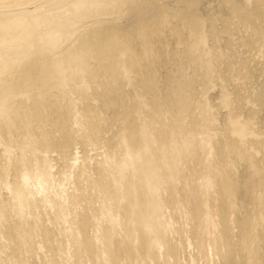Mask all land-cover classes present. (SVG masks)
Returning <instances> with one entry per match:
<instances>
[{"label": "rangeland", "instance_id": "obj_1", "mask_svg": "<svg viewBox=\"0 0 264 264\" xmlns=\"http://www.w3.org/2000/svg\"><path fill=\"white\" fill-rule=\"evenodd\" d=\"M80 1L0 0V86L10 88V114L19 115L12 127L4 128L10 115L0 113V173L6 171L8 183L18 176L22 169L14 159L31 135L37 143L27 166L44 157L52 174L45 197L30 195L22 226L31 236L25 243L14 230L22 220L0 182V264H100L76 252L71 234L83 225L81 238L93 240L91 247L98 250L93 238L108 223L101 212L106 192L113 190L102 192L95 186L102 180L98 168L107 154L118 158L116 141L134 122L139 105L154 126L160 122L152 110L160 107L162 118L180 117L186 130L201 129L200 139L209 135L212 165L234 184L231 204L218 188L207 199L217 225L212 236L220 238L211 260L196 240L200 215L179 224L180 233L170 240L173 260L264 264V0H97L104 9L89 18L85 7H75ZM88 21L94 23L86 25ZM50 37L59 39L55 46L48 43ZM124 43L133 54L126 75V57L120 52ZM82 52L90 53L88 67L68 68L71 58ZM56 61L63 66V89L55 84ZM206 61L211 65L208 74ZM180 92L188 95L184 109L177 101ZM201 105L212 119L208 130L198 124ZM34 107L40 119H32L27 131ZM89 117L98 132L85 125ZM230 118L246 128L240 143L230 132ZM170 136L166 133L165 139ZM5 144L11 147L10 158ZM195 155L176 186L184 200L197 191L191 183L203 172V148ZM121 200H114L110 209ZM52 202L58 205L50 207ZM116 232L118 247L123 226ZM134 238L135 252L144 251L140 233ZM117 262L139 264L123 253Z\"/></svg>", "mask_w": 264, "mask_h": 264}, {"label": "bare ground", "instance_id": "obj_2", "mask_svg": "<svg viewBox=\"0 0 264 264\" xmlns=\"http://www.w3.org/2000/svg\"><path fill=\"white\" fill-rule=\"evenodd\" d=\"M75 7L78 9L85 7L88 18L104 9L97 0L80 1ZM88 22L86 25L94 23V21ZM49 39L48 43L51 46H55L59 41L57 37ZM120 52L126 57L127 62L123 65L122 71L126 75L130 73L133 54L125 43L120 45ZM89 54L82 52L73 56L67 67L86 69ZM206 62V74H208L211 65L208 64V61ZM53 71L56 78L55 84L63 89V66L59 61L55 62ZM81 91L85 92L84 89ZM11 95L9 87L0 86V113L10 115L3 125L4 128L12 127L13 121H16L19 116L18 113L10 114L14 102ZM178 95L177 101L184 109L188 103V95L185 92H180ZM222 102H227L226 97L222 99ZM143 109L144 105H139L134 110L136 114L134 122L132 125L126 126V129L118 136L116 142L121 150L118 158L107 154L98 168L102 180L98 181L95 186L102 192L107 191L110 187L113 188L112 192H106V203L101 212L103 217H107L108 223L105 229L102 232H97L93 238L99 245L98 250L95 251L91 247L93 240L90 242L89 239L81 238L83 225L73 229L72 245L76 252H83L90 261L94 260L100 264H118L117 260L121 253L139 264H179L173 260L175 247L170 244V240L174 235L180 233V223L186 222L191 216L200 215L199 238L196 240L202 250L210 252V254H206V258L211 260L217 250L220 238L217 235L212 236L217 225L210 211L211 198L207 199L212 191L215 189L213 191L215 192L218 188L217 190L225 191L231 204L234 200L232 197L234 184L230 182L227 175L223 176V171L212 165L211 157L214 155V148L211 146L212 139L209 135L200 139L198 136L201 129L192 127L186 130L180 117L176 121L162 118L165 111L160 107L152 110L153 117L160 122L158 127L154 126L152 118L145 119L141 115ZM200 110L198 124L208 130L212 126L209 110L204 105L200 106ZM32 119H40L36 107L29 113V120L24 127L27 131L28 124ZM229 124L231 125L230 132L236 136L237 143H240L247 134L246 128L234 118H230ZM85 125L89 126L94 133L98 132L97 126L92 123L90 117ZM43 133L44 131H42V135ZM166 133H170V139H165ZM36 143L37 140L31 135L24 141L19 156L14 159L16 166L22 170L12 183L6 181V171L0 173V182L11 195L13 212L22 220L14 230L19 241L23 243L31 236V230L27 232V229L22 226L25 222L23 213L31 205L30 195L45 197L46 186L52 175L49 161L44 157L33 166H27L28 157L35 155V151L32 149ZM198 147H202L206 155L201 164L203 172L200 180L191 183L197 191L189 199L184 200L185 198L177 196L176 186L179 180L188 174L183 170V167L196 158L195 150ZM4 151L6 157L10 158L11 147L5 144ZM76 161L77 158L73 157V162ZM181 164L183 166L180 168ZM88 180L90 183H95L90 175ZM166 195L167 199H165ZM120 198L122 200L118 202L117 208L111 210L110 204ZM49 204L50 207L58 205L55 202ZM3 213L4 208L1 207L0 217H4ZM120 225L123 226L125 235L121 246L116 247V229ZM9 230L11 229L8 228L7 231ZM136 232L140 233L141 242L145 245V250L142 252H135L136 239L134 236Z\"/></svg>", "mask_w": 264, "mask_h": 264}]
</instances>
